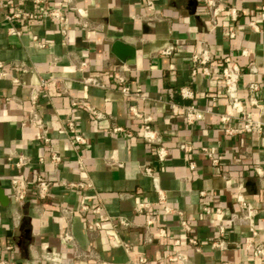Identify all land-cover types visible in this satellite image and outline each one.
<instances>
[{
	"label": "crops",
	"instance_id": "crops-1",
	"mask_svg": "<svg viewBox=\"0 0 264 264\" xmlns=\"http://www.w3.org/2000/svg\"><path fill=\"white\" fill-rule=\"evenodd\" d=\"M223 1L240 13L234 21L222 13L216 25L203 0H154L153 8L144 0L0 1V186L8 197L0 202V257L16 264H136L143 254L146 260L140 264H264V255L256 257L251 249L264 243V139L256 132L225 134L219 118L229 111L220 71L222 56L230 54L242 66L238 94L248 114L264 120V0ZM16 6L26 11L59 7L64 18L7 19ZM250 19L257 30L248 25ZM10 25L20 33L10 34ZM231 28L234 37L228 35ZM32 34L45 45L37 46ZM116 40L135 49L132 62L113 51ZM201 41L215 55L209 75L191 74V54ZM168 44L174 51L162 53ZM243 47L249 54H240ZM250 62L257 66L252 74ZM118 69L131 90L145 97L120 91L114 77ZM88 75L103 85L84 82ZM43 79L45 87L40 86ZM251 80L258 82L254 95L260 106L249 102L246 84ZM183 85L192 88V97L180 94ZM73 98L92 104L98 116L73 105ZM174 103H193L206 112L189 123L173 110ZM130 104L151 114L167 148L163 160L140 135L141 119L131 114ZM33 105L48 142L40 127L23 123ZM69 119L85 142H71ZM239 124L235 118L227 122ZM51 151L61 155L57 164L49 160ZM19 153L29 157L24 166L14 162ZM144 166L152 168L158 189ZM37 173L51 180L45 197L33 188ZM15 176L29 183L21 201L12 195ZM79 181L91 184H67ZM239 190L255 208L251 217L238 207ZM139 202L148 207L138 211ZM204 204L224 209V248L213 243L219 230L203 212ZM119 217L129 224H120ZM96 220L99 226L88 227ZM66 230L72 240L62 237ZM120 242L133 249L125 250ZM175 252L186 260L171 259Z\"/></svg>",
	"mask_w": 264,
	"mask_h": 264
},
{
	"label": "built area",
	"instance_id": "built-area-1",
	"mask_svg": "<svg viewBox=\"0 0 264 264\" xmlns=\"http://www.w3.org/2000/svg\"><path fill=\"white\" fill-rule=\"evenodd\" d=\"M0 1H7V0H0ZM35 2H40L42 0H33ZM145 4L149 8L154 7V0H144ZM205 6H206V13L208 14V18L211 21L213 25H216L218 22V17L220 14L225 13L230 20L234 21L239 15V9L235 5H230L223 0H203ZM264 8V6H263ZM7 19H13L15 17H23L25 20H31V19H37L39 17H50L56 20H63L64 13L61 8L59 7H48L44 8L42 10L38 11H26L23 10L21 7H14L13 10L7 12L5 14ZM248 25L251 26L253 29H258V24L255 22L254 19L248 20ZM20 29L15 27L14 25H10L8 27V32L10 34H19ZM236 34V31L234 28H231L228 32L229 37H234ZM32 38L37 46H44L45 42L39 40L38 36L36 34H32ZM174 45L168 44L162 49V53L170 54L174 51ZM240 54L247 55L249 54V51L246 47L241 48ZM215 55L211 48L206 44L204 41H201L199 45L192 51L191 54V74H196L197 72H202L204 74H210V63L214 60ZM221 71L220 76L221 80L224 85L223 92L228 98V104H229V111L228 112H222L219 114L220 121L224 123L223 129L225 134L231 135L234 133L239 132H256L262 136L264 139V120L261 117L253 118L251 117L246 107L244 106V103L242 99L240 98L238 94V80L240 77V74L242 72V66L238 62V60L230 55L226 54L222 56L221 58ZM86 63L84 61L81 62V65L84 66ZM1 65V62H0ZM247 69L249 73H255L257 71V66L254 64V62H250L247 65ZM115 82L120 89V91L128 96H131L133 98L137 97H145L143 92L134 91L131 90L128 78L125 73H123L122 70L118 69L114 72ZM83 81L89 84L94 85H103L102 82H100L95 76L88 75L85 78H83ZM47 84V80L43 79L40 82V86L45 87ZM259 87L258 82L251 80L246 84V90L248 92V99L250 104H254L256 106H260V103L258 102L257 98L254 95V91L257 90ZM180 94L183 97H192L193 96V90L189 85H183L179 89ZM72 104L76 106H82L84 107L90 116L96 117L98 116V110L89 102H87L85 99L81 98H73ZM173 110L176 112H180L185 120L189 123H192L196 120H200L204 117V114L206 112V109H202L198 106H196L193 103L189 104H173ZM129 110L131 114L135 117H138L141 119V129H140V135L148 142L155 145V152L157 155V158L159 160H163L165 156L167 155V148L162 144L161 142V136L157 129L152 124V116L151 114L142 112L136 108L134 104L129 105ZM235 118L240 121L239 125H227V122L231 119ZM30 123L31 125L40 127L43 133V140L45 142L49 141V137L45 134L46 133V127L43 123V119L41 114L39 113L38 109L33 105L27 115V118L23 123ZM66 130L70 133L71 142H85V137L82 136L81 133H79L76 128L73 120H67L66 123ZM119 127H114L113 129L116 130ZM179 146L183 148L184 150L191 149V146L186 145L185 143H180ZM202 149L209 155L213 163H216L217 157L213 156L210 152V150L203 146ZM11 158V156H8ZM40 161H43L44 158L42 156L39 157ZM50 162L57 164L61 160V155L56 151H51ZM29 161V157L25 154H17L15 158V164L17 166H24ZM143 171L147 174H150L153 178L154 184L156 188L157 186V177L153 175L152 168L150 166H144ZM257 171H261L259 167H257ZM11 184H12V192H13V198L16 201H21L25 198L27 189L29 186V183L26 181V179L22 176H15L11 178ZM67 184L72 186H88L91 184V182H67ZM33 188L35 189L36 193L39 197H45L47 196L50 186H51V180L43 177L39 173L36 174L35 179L32 183ZM236 201L238 204L239 209L247 216L251 217L254 212L255 208L254 206L245 198L243 192L239 190L236 194ZM148 207L147 202H139L136 205V209L138 211H142L143 209ZM88 208L87 205H83V209ZM171 207L168 205H165V210L168 212L170 211ZM94 210H99V207H95ZM202 210L205 214L212 217L213 222L217 226L219 230V235L214 239L213 243L218 246L219 248H224L227 246L226 240L223 238V235L225 233V225L222 222L223 216H224V209L221 206H211L209 204H204L202 206ZM118 221L122 225L129 224V220L126 218L119 217ZM182 225L184 227H188V224L182 220ZM99 226V221H93L88 224V227H96ZM62 237L65 240H72V235L69 232V230H66L63 232ZM194 241V239L192 240ZM173 244H178L179 239L177 237L172 238ZM115 244H118L119 242H114ZM125 248V250L129 251L133 249V246L129 244L128 242H120ZM246 246V245H245ZM249 248L248 244L246 246ZM253 255L256 257H261L264 255V243H258L251 247ZM171 259H179V260H186V256L184 254H181L179 252H175L170 257ZM146 260V257L143 254H140L138 256V263H143ZM136 262V264H138ZM0 264H16L14 260H10L4 257H0ZM114 264H122V263H114Z\"/></svg>",
	"mask_w": 264,
	"mask_h": 264
},
{
	"label": "water",
	"instance_id": "water-1",
	"mask_svg": "<svg viewBox=\"0 0 264 264\" xmlns=\"http://www.w3.org/2000/svg\"><path fill=\"white\" fill-rule=\"evenodd\" d=\"M113 51L116 53V55L126 61V62H132L134 60V53L135 49L130 46L129 44H125L121 40H116L113 44ZM8 201L7 195L4 193L3 188L0 186V202L6 203Z\"/></svg>",
	"mask_w": 264,
	"mask_h": 264
}]
</instances>
